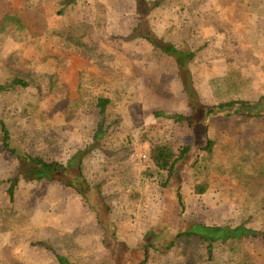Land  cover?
<instances>
[{
    "label": "rangeland",
    "instance_id": "rangeland-1",
    "mask_svg": "<svg viewBox=\"0 0 264 264\" xmlns=\"http://www.w3.org/2000/svg\"><path fill=\"white\" fill-rule=\"evenodd\" d=\"M151 2L152 14L141 17L134 0H36L34 9L26 0H0V86L16 79L28 83L0 96V118L31 155L65 165L93 141L95 98H112V141L86 160L84 173L91 186L100 187L99 206L119 241L138 249L134 255L150 230L165 229L172 237L192 221L264 229V122L228 117L227 110L207 117L205 109L231 98L264 97V0ZM137 27L195 51L191 75L142 38L129 39ZM65 36L84 37L95 51L79 50ZM185 82L195 87L192 101ZM156 111L198 114L199 122L191 128L158 119ZM206 139L216 144L213 156L202 151L196 161L199 150L192 152L171 191L163 188V176L144 175L151 163L138 154L149 155L154 145L179 153ZM15 167L0 146V181L13 177ZM178 186L184 211L175 200ZM199 186H207L204 194H197ZM7 188H0V264H55L51 251L31 243L65 245L72 237L91 264L113 253V237L95 212L58 184L21 183L18 207H26L35 227L23 245L13 243ZM243 249L252 264H264L262 241L246 240ZM152 264L174 261L161 257Z\"/></svg>",
    "mask_w": 264,
    "mask_h": 264
},
{
    "label": "trees",
    "instance_id": "trees-1",
    "mask_svg": "<svg viewBox=\"0 0 264 264\" xmlns=\"http://www.w3.org/2000/svg\"><path fill=\"white\" fill-rule=\"evenodd\" d=\"M134 2L136 14L141 17H149L152 14L154 8L151 0H134ZM35 3L36 0H26L29 9H34ZM132 38H142L151 45L158 56L172 58L178 67L187 69L191 75L189 67L197 58L195 51L179 48L170 42H161L151 29L144 31L137 27L129 37V39ZM65 40L84 52L92 53L96 48L94 43L87 41L84 37L65 36ZM180 71L182 73V70ZM185 79V76H182V81ZM184 84L192 101L195 96V87L191 85L193 83L186 84L185 82ZM19 87L27 88L28 83L16 79L9 86L8 84L1 85L0 96ZM230 93L228 95L232 97ZM111 104V97L100 95L95 98L99 122L93 141L86 148L79 150L65 165L56 161L48 162L39 156L31 155L23 145L16 143L5 121L0 118V146L16 162L14 176L7 181H0V188L8 185L5 193L9 202V232L13 243L23 245L24 238L35 227L26 207L22 205L18 207L16 198L21 183H48L74 190L87 204L90 211L95 212L98 223L108 234L112 235L115 245L113 253L103 258L99 264H152L153 261L161 257H172L174 264H252L251 257L243 249V243L249 239L260 240L264 243V229L255 228L248 223L222 226L192 221L188 223L186 229L177 232L172 237H169L165 229L150 230L140 244L137 255H134L133 252L138 249L119 241L114 226L109 222L108 214L103 213L105 207L99 206L100 187L91 186L84 173L86 160L112 141L107 127V117ZM205 109L207 117L219 110H227L228 117L239 115L256 118L264 122V97L255 102L231 98L217 107ZM154 115L158 119L174 121L177 124H187L191 128H195L199 122L198 114L187 116L179 113L156 111ZM215 145V142L206 139L204 145L186 146L179 153L167 145H154L148 155L152 169L144 175L147 176L151 172H156V174L163 176V188L171 191L172 188L177 187L171 182L174 176L182 170L189 155L199 150L196 161L202 151L208 156H213ZM130 157V155L123 156L120 160L125 161ZM262 172H264V166H262ZM206 189L207 186L197 187V194H204ZM93 191L97 192V195L96 193L93 194ZM176 193L177 198L175 200L177 199L180 209L184 211L186 205L179 186ZM107 209L109 210V208ZM168 242H170L169 246L166 245ZM31 247H44L51 251L56 259L55 264H91L90 260L85 259L87 250L75 243L73 237L65 241V245L63 243L53 245L43 241H35L31 243ZM14 264L21 263L15 262Z\"/></svg>",
    "mask_w": 264,
    "mask_h": 264
},
{
    "label": "built area",
    "instance_id": "built-area-1",
    "mask_svg": "<svg viewBox=\"0 0 264 264\" xmlns=\"http://www.w3.org/2000/svg\"><path fill=\"white\" fill-rule=\"evenodd\" d=\"M138 158L139 159L146 160V159H148V155L147 154H144V153H140V154H138Z\"/></svg>",
    "mask_w": 264,
    "mask_h": 264
},
{
    "label": "crops",
    "instance_id": "crops-1",
    "mask_svg": "<svg viewBox=\"0 0 264 264\" xmlns=\"http://www.w3.org/2000/svg\"><path fill=\"white\" fill-rule=\"evenodd\" d=\"M187 116H189V115H187Z\"/></svg>",
    "mask_w": 264,
    "mask_h": 264
}]
</instances>
